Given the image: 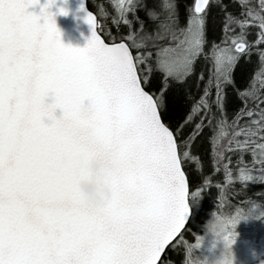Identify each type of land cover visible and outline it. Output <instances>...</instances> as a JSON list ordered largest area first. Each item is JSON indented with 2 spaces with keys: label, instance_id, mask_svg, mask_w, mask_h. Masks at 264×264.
I'll return each mask as SVG.
<instances>
[{
  "label": "snow or ice",
  "instance_id": "6c2138e0",
  "mask_svg": "<svg viewBox=\"0 0 264 264\" xmlns=\"http://www.w3.org/2000/svg\"><path fill=\"white\" fill-rule=\"evenodd\" d=\"M39 3L0 0V264H164L166 248L185 229L189 196L202 192L190 193L183 165L195 159L192 142L205 122L209 127L215 122L214 158L241 154L235 173L224 164L226 183L264 182V99L256 87L259 82L264 88V0L259 10L240 0L246 9L240 17L225 14L224 38L211 46L213 72L176 128L163 119L165 92L169 78L183 83L201 55L209 58L206 23L212 0H192L184 27L175 0L139 5L155 22L154 31L136 16L137 0H113V23L128 32L109 33L108 41L98 34L97 18L82 0L80 11L92 28L84 47L62 43L55 14L48 11L55 0H47L40 15L28 11ZM59 14L68 12L60 8ZM250 26L258 29L252 42ZM152 47L156 70L163 73L159 95L146 90ZM253 49L261 68L239 93L245 106L229 123L224 89L233 84L240 59ZM249 99L260 102L252 108ZM57 109L59 117L53 116ZM197 116L193 135L181 140L180 130ZM249 151L253 164L260 165L258 175L243 164ZM91 157L107 160L112 168L107 182L113 197L101 207L87 205L76 188L77 173ZM182 243L188 264L189 245Z\"/></svg>",
  "mask_w": 264,
  "mask_h": 264
},
{
  "label": "trees",
  "instance_id": "16d2710c",
  "mask_svg": "<svg viewBox=\"0 0 264 264\" xmlns=\"http://www.w3.org/2000/svg\"><path fill=\"white\" fill-rule=\"evenodd\" d=\"M159 0H137L138 7L136 10V16L143 19L149 31L155 30V22L148 20L146 11L139 5L144 4L151 8L155 6ZM192 0H175L179 13V26L184 27L187 22L188 13L186 11L188 5ZM220 5L225 7L221 9L219 6L211 7L208 11L207 23H206V41L205 54L209 55V58H205V55H201L193 66V72L190 76L186 77L183 83H179L175 79L169 78V87L165 92L164 107L162 109L163 119L165 123L176 128L178 125L184 123L186 115L190 112L193 100H198L203 93V86L207 83L209 75L213 72V64L210 59L211 44L220 43L221 37L224 36L220 33L223 30V21L226 13H231L236 16L235 9L236 4L231 0H220ZM87 7L92 10L99 22V32L102 37L108 41V34L113 36L123 34L126 35L128 29L123 24L119 27L113 23V18L116 16L115 9L111 0H87ZM100 9V11H99ZM129 19H132V14H129ZM138 27L134 25V28ZM250 40H253L251 37ZM252 42V41H251ZM163 46H168L169 41L161 42ZM152 52V57L148 61L153 71L149 75L150 86L146 89L150 92H155L157 95L160 93V89L163 83V73L156 70V51L155 47L149 49ZM261 64L259 55L255 49H253L250 56H243L236 67L233 70L232 78L233 84L228 85L224 89V107L225 114L229 123H231L236 116V113L245 106L239 93L248 89L252 84L257 72L260 70ZM203 73L204 80H200V75ZM256 87L259 89L260 99H264V88H262L259 82L256 83ZM212 99L215 100V89L213 88ZM259 100H248V106L255 108ZM264 107V104L261 105ZM215 112V107H213ZM219 115V113H217ZM248 118L245 116L241 119L240 124L246 123ZM199 122V116L194 117L191 123L185 124L180 130V139L186 140L193 135L195 131V125ZM214 127H209L205 122L203 130L195 137L191 146V156L195 159H189L184 162V170L190 181V192L193 189H201L202 192L198 197L192 198L189 196V204L191 205V217L186 225V228L182 231V235L178 236V239L174 243L180 244L178 254H183V260L169 261L170 253L172 251L171 244L168 250L163 255L164 263L179 264L181 261H185L186 254L183 252L185 245L182 242H190L194 239V232L200 230L205 218L209 215L211 210H215L218 214H230L237 206L240 208L246 204L261 203L264 205V182L249 181L246 185L239 182L226 183L224 164H229L230 168L235 173L238 165L240 164L241 154L237 152H225V159L220 160L219 157L213 156V144L212 137L214 135ZM226 144V140L222 141ZM223 148L217 149V151H223ZM215 159V163H214ZM243 164L247 165L253 170L254 175L259 174V164H253V157L251 152H245L243 154ZM218 168L219 170H215ZM205 178H208L209 183L204 184ZM184 245V247H182ZM185 254V255H184Z\"/></svg>",
  "mask_w": 264,
  "mask_h": 264
},
{
  "label": "clouds",
  "instance_id": "9594fccd",
  "mask_svg": "<svg viewBox=\"0 0 264 264\" xmlns=\"http://www.w3.org/2000/svg\"><path fill=\"white\" fill-rule=\"evenodd\" d=\"M64 3H67V0H64ZM65 10L68 12L67 9ZM53 116H56V112L53 113ZM111 170L110 162L99 157L88 158L82 163L81 169L77 173L76 188L87 205L101 207L112 199L113 189L107 182ZM256 213H259V215L257 216ZM251 217L264 218V209H261L259 203H253L251 210L239 213L231 221L213 217L206 224L204 235L198 236L195 242L189 245L188 264H237V257L233 250V245L238 238L236 226L241 220ZM226 234L228 236L227 240L225 239ZM209 236L212 238L209 252L214 254L217 246L223 245L219 256L211 260L208 256L203 259L194 256V250L202 248L205 239Z\"/></svg>",
  "mask_w": 264,
  "mask_h": 264
},
{
  "label": "rangeland",
  "instance_id": "374dc122",
  "mask_svg": "<svg viewBox=\"0 0 264 264\" xmlns=\"http://www.w3.org/2000/svg\"><path fill=\"white\" fill-rule=\"evenodd\" d=\"M113 4V0H111ZM100 11V9H99ZM187 23V22H186ZM99 26V22H98ZM186 26V24H185ZM196 190V189H195ZM193 189V191H195ZM191 191V192H193ZM190 192V193H191ZM261 209H264V205L259 203ZM253 204H246L244 207H236L233 209V212L230 214H218L215 210H211L207 218H205L204 222L202 223V227L200 230L194 232V239L190 243L193 244L198 236H203L205 233L206 224L210 221L213 217L216 216H228V217H237V209H240L241 212H248ZM258 216L259 213H256ZM236 232L238 233V238L233 245V250L237 257V264H264V218H255L251 217L245 220H241L239 224L236 226ZM211 237H207L205 239L204 245L202 248L194 250V256L203 259L205 256H208L209 259H215L220 254V250L222 249L223 245L220 244L217 246L215 253L209 252V248L211 246ZM177 240V239H176ZM175 240V241H176ZM174 241V242H175ZM173 242V243H174ZM172 243V244H173ZM180 243H182L180 241ZM188 244V243H187ZM189 245V244H188ZM171 248L172 251L170 253L169 261L179 260L183 258V254H178V250L180 249V244L174 243ZM184 247V245H182ZM186 254V249L184 248L183 251ZM184 254V255H185ZM183 260V259H182Z\"/></svg>",
  "mask_w": 264,
  "mask_h": 264
},
{
  "label": "water",
  "instance_id": "95a60500",
  "mask_svg": "<svg viewBox=\"0 0 264 264\" xmlns=\"http://www.w3.org/2000/svg\"><path fill=\"white\" fill-rule=\"evenodd\" d=\"M46 2L47 0H40L39 4L33 7H30L28 11L33 12L37 15H40L41 6L45 4ZM81 2L82 0H67V3H64V0H55V3L51 6V8L48 9L49 12L55 14L53 18L56 21L58 29L60 30L61 41L65 45H70L73 47H84L87 44L88 39L91 37L92 28L89 24L85 22V18H84L85 12L80 11ZM84 3H85V7L87 11L92 12L93 15L96 17L95 13L87 7V0H84ZM60 8L67 9L68 15L59 14ZM97 23H98V18H97ZM97 31H98V34L101 35L98 28H97ZM48 102L50 103L51 99H49ZM85 103H87V101ZM60 115H61V112L59 109H57L56 116L59 117ZM46 122H49V121L46 120ZM187 203L189 205V215L187 216V219H186L185 228L191 217V205L189 204V199ZM166 251H167V248L165 252Z\"/></svg>",
  "mask_w": 264,
  "mask_h": 264
},
{
  "label": "flooded vegetation",
  "instance_id": "af4514ba",
  "mask_svg": "<svg viewBox=\"0 0 264 264\" xmlns=\"http://www.w3.org/2000/svg\"><path fill=\"white\" fill-rule=\"evenodd\" d=\"M231 1H233L236 4V9H235L236 17H240L241 16V13H243L244 11H246V9L241 5L240 0H231ZM220 3H221L220 0H219V3H217L216 0H212V7L219 6ZM248 6L249 7H252V8H256L257 10H259V0H248ZM236 31L239 32V29L237 28ZM257 32H258V29L255 26H250L249 27V30H248L247 39L250 42L251 41H254L257 38ZM222 33L224 35L223 30L220 33V35H222ZM251 37L253 38V40H250ZM223 38H224V36L221 37V39H223ZM167 250H168V248H167ZM184 262L185 261H181V262H179V264H184ZM164 264H174V263L168 262V263H164Z\"/></svg>",
  "mask_w": 264,
  "mask_h": 264
}]
</instances>
